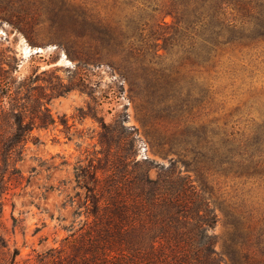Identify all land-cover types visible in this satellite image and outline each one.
Here are the masks:
<instances>
[{
	"label": "trees",
	"instance_id": "obj_1",
	"mask_svg": "<svg viewBox=\"0 0 264 264\" xmlns=\"http://www.w3.org/2000/svg\"><path fill=\"white\" fill-rule=\"evenodd\" d=\"M170 4L172 32H163L159 24L146 36L136 27L104 26L88 10L62 11L67 20L62 32L81 41L78 50H66L79 62V70L89 64L106 66L129 75L131 85L139 87L137 63L145 58V66L160 74L152 90L145 89V97L156 118L169 125L152 148L165 159L169 154L175 157L168 165L138 159V131L126 125V112L118 114L113 124L99 120L101 149L87 167L75 172L85 192V225L71 235L69 253L52 264H222L215 249L217 215L203 188L205 175L264 178V137L226 131L218 139L209 126L189 120L192 111L174 88L178 82L171 70L154 68L177 45L199 67L209 65L222 48L264 40V0H170ZM144 40L145 51L138 48ZM162 49L166 55L160 54ZM27 82L0 66V218L2 198L17 179V162L34 130L57 123L48 108L51 95ZM86 82L80 74L65 91H87ZM23 101L37 106L28 107ZM96 115L92 118L98 120ZM222 210L231 230L230 242L224 243L231 264H264V217L257 218L244 202ZM18 255L15 250L11 264H16ZM0 264L7 263L1 259Z\"/></svg>",
	"mask_w": 264,
	"mask_h": 264
},
{
	"label": "rangeland",
	"instance_id": "obj_2",
	"mask_svg": "<svg viewBox=\"0 0 264 264\" xmlns=\"http://www.w3.org/2000/svg\"><path fill=\"white\" fill-rule=\"evenodd\" d=\"M170 8V0H0V66L17 78L27 79L31 88L42 87L50 94L48 108L57 122L48 129L34 130L22 160L17 162V179L2 198L0 260L11 264L18 250L16 264H52L69 253L74 240L71 235L85 225L87 212L85 192L79 188L75 172L87 167L101 149L99 120L113 124L118 114L126 112V125L138 131V159L168 165L175 157L169 154L165 159L152 148L169 125L156 118L145 97V89L150 92L160 74L145 66V58L137 63L139 87L131 85L129 75L106 66L89 64L79 70V62L66 50H78L81 41L62 32L67 23L62 11L81 14L88 10L104 26L122 30L136 27L146 36L159 24L163 32H172ZM159 44L162 48L164 42ZM147 47L146 40L138 45L143 51ZM160 54L167 53L162 49ZM160 66L171 70L177 79L174 88L187 100L192 111L189 120L209 126L218 139L226 131L264 137V40L222 48L209 65L199 67L177 45L171 56L154 68ZM80 74L87 80L88 90L65 91ZM54 87L53 93L49 91ZM57 92H62L61 96ZM22 104L37 106L28 101ZM93 114L99 119H93ZM204 180L203 188L217 215L215 249L222 264H231L224 251L231 230L222 208L244 202L257 218H263L264 178L246 181L207 173ZM195 185L202 186L200 182Z\"/></svg>",
	"mask_w": 264,
	"mask_h": 264
}]
</instances>
